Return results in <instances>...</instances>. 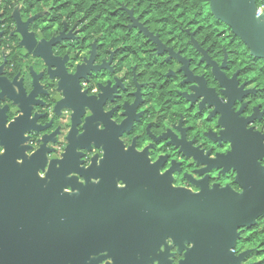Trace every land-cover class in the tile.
I'll return each instance as SVG.
<instances>
[{"label":"flooded vegetation","instance_id":"af4514ba","mask_svg":"<svg viewBox=\"0 0 264 264\" xmlns=\"http://www.w3.org/2000/svg\"><path fill=\"white\" fill-rule=\"evenodd\" d=\"M195 3L196 14L187 20L180 8H163L154 17L116 0H0V77L8 83L33 74L49 93L46 75L55 74L53 64L64 74L82 65L68 90L73 102L91 96L92 107L100 108L101 150L76 149L81 166L103 157V141L117 140L142 154L173 188L197 193L217 185L239 192L235 170L216 164L238 143L264 145V60L211 13L214 22H203ZM259 6L264 15V2ZM41 99L37 122L49 123L55 143H47L54 146L48 156L59 158L68 140L83 132L87 110L81 123L73 125L69 112L55 121L50 98ZM37 138L29 142L32 150ZM258 162L264 167V157ZM163 244L169 264H179L189 246L179 250L169 238ZM232 251L245 253L239 264H264V216L238 229Z\"/></svg>","mask_w":264,"mask_h":264},{"label":"water","instance_id":"95a60500","mask_svg":"<svg viewBox=\"0 0 264 264\" xmlns=\"http://www.w3.org/2000/svg\"><path fill=\"white\" fill-rule=\"evenodd\" d=\"M257 1L264 2L208 4L214 19L264 60V15L256 14ZM53 67L55 74L45 77L52 84L49 93L33 74L8 83L0 77V264H99L104 259L169 264L167 246L160 249L166 238L179 250L189 245L179 264H239L245 253L232 251L238 229L264 216V167L258 162L264 145L238 143L218 158L217 168L235 170L239 192L217 185L197 193L173 188L142 154L124 150L117 140L103 141V157L94 155L83 167L74 153L101 150V110L92 107L91 96L79 103L71 99L68 89L82 65L73 66L74 74H64L57 63ZM41 97L50 98L55 121L69 112L72 124L81 123L83 107L87 110L83 132L68 140L59 158L48 156L54 146L47 143H55L49 123L37 122L38 108L45 105ZM96 98L99 105L101 93ZM35 137L38 148L32 150L29 142Z\"/></svg>","mask_w":264,"mask_h":264},{"label":"trees","instance_id":"16d2710c","mask_svg":"<svg viewBox=\"0 0 264 264\" xmlns=\"http://www.w3.org/2000/svg\"><path fill=\"white\" fill-rule=\"evenodd\" d=\"M116 1H123V2H130L137 7V9L142 10L144 13H149L154 17L161 15V10L163 8H168L172 10H183V14L187 20L193 19L194 15L196 14L197 5L195 0H138V4L134 3V0H116ZM200 1V15L203 22H214L208 7L207 0H199ZM112 2L108 5L111 6ZM92 7V4L88 5ZM164 11V10H163ZM182 13V12H181Z\"/></svg>","mask_w":264,"mask_h":264},{"label":"built area","instance_id":"2783aa9c","mask_svg":"<svg viewBox=\"0 0 264 264\" xmlns=\"http://www.w3.org/2000/svg\"><path fill=\"white\" fill-rule=\"evenodd\" d=\"M263 13V9L261 6H259L257 9H256V14H262Z\"/></svg>","mask_w":264,"mask_h":264},{"label":"snow or ice","instance_id":"6c2138e0","mask_svg":"<svg viewBox=\"0 0 264 264\" xmlns=\"http://www.w3.org/2000/svg\"><path fill=\"white\" fill-rule=\"evenodd\" d=\"M0 151H2V149H0Z\"/></svg>","mask_w":264,"mask_h":264}]
</instances>
